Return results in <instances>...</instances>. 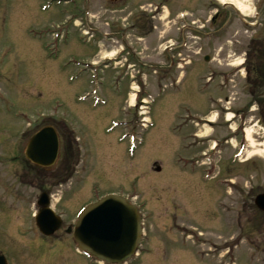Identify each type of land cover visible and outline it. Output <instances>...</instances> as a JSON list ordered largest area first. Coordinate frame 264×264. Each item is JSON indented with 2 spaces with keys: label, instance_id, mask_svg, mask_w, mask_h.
<instances>
[{
  "label": "rangeland",
  "instance_id": "1",
  "mask_svg": "<svg viewBox=\"0 0 264 264\" xmlns=\"http://www.w3.org/2000/svg\"><path fill=\"white\" fill-rule=\"evenodd\" d=\"M69 1L44 11L41 0H0V254L11 264H87L66 228H74L83 205L123 193L140 205L144 224L137 256L126 264H264V212L254 204L264 193V84L224 86L220 75L226 63L245 59L235 40L245 46L251 36L264 37V0H238L254 25L232 17L231 31L198 54L196 38L188 48L163 51L166 29L154 38L148 30H120L132 20L120 2L81 0L73 17ZM201 12L203 17L191 14L201 19L195 29L207 19ZM53 25L63 29L57 38ZM177 27L176 21L172 34ZM92 89L100 101L92 99ZM134 90L140 99L154 98L144 112L130 107ZM142 118L154 126L129 151L131 134L123 140L122 132L142 134ZM114 122L123 127L110 129ZM47 125L61 136V155L52 167L38 169L23 151L36 129ZM247 131L253 144L248 141L232 162ZM208 167L213 177L204 181ZM42 192L62 221L49 237L34 221Z\"/></svg>",
  "mask_w": 264,
  "mask_h": 264
},
{
  "label": "flooded vegetation",
  "instance_id": "2",
  "mask_svg": "<svg viewBox=\"0 0 264 264\" xmlns=\"http://www.w3.org/2000/svg\"><path fill=\"white\" fill-rule=\"evenodd\" d=\"M80 1L81 0L69 1L70 4H74L73 17H77V12L79 10L78 8L81 6ZM107 2H120L123 4L121 8V10H123V16H126L127 14L126 17H131L132 20L129 26H123V28L120 29L124 32L131 29L130 31H135V34H140L142 31L148 30L145 34L154 38L161 28L166 29V32L171 33V29L175 27V23L177 21V34L174 35L171 33V35L168 33L165 36V40L160 41V44L161 42H166L167 45H164V48H167L173 52L175 49L185 46V43L188 48V43L191 44L190 40L193 42L194 38L198 39L199 45V47L197 46L198 50L195 52L196 54H198L199 50L201 51V48H213L212 44H214L216 40H220V36L223 34L222 32L229 33L231 31L230 29L233 28V22L231 20L232 17L239 18L243 25L251 27L254 25L253 22H248L247 18L245 17L246 15H239L238 12L231 6L230 2H225L222 4H220L217 0H149L143 3H140L139 0H107ZM148 2L150 5L154 6H150L151 10H147L144 7ZM176 7L179 10L172 12V10H174ZM201 9L207 11V19L205 17L201 25H197L195 29V23L201 22V19L199 20V18H197L196 21L190 17L192 16L191 14H194L193 17L195 16L196 10L199 12V16L203 17ZM181 11L185 12V17L182 20H179L176 15ZM227 11H231L233 13L228 14ZM144 19L148 21L144 22ZM176 35L179 36L174 37ZM236 43L238 44L237 40H235V45ZM235 45V49H241L244 51L242 54L245 53V59L242 65L245 71V76H240L241 67L240 69L239 67L233 68L230 65L231 63L225 64L227 66V70L221 71L220 75L227 74L229 76L228 78H231L233 82L237 81L238 83L244 84H264V37L254 38L251 36L246 42L245 46H242L240 41L238 46ZM217 49L218 51L222 50L220 46H218ZM233 54L236 55L234 52ZM203 58L205 62L209 61L208 55L203 56ZM231 75H233V77H231ZM214 78V75L209 77L212 82ZM225 79L226 76L222 77L221 83H224ZM259 107L262 108L261 114L264 116V100L259 101ZM228 109H230V107H228ZM251 110L252 109H250V111ZM242 113L245 114L243 117L245 119L247 108L245 112ZM26 162L28 161L26 160ZM6 263L11 264L7 258Z\"/></svg>",
  "mask_w": 264,
  "mask_h": 264
},
{
  "label": "water",
  "instance_id": "3",
  "mask_svg": "<svg viewBox=\"0 0 264 264\" xmlns=\"http://www.w3.org/2000/svg\"><path fill=\"white\" fill-rule=\"evenodd\" d=\"M57 153L58 137L51 126L35 133L25 150V156L31 162L43 167L51 166ZM47 203L46 195L42 194L36 225L41 233L49 235L59 227L60 221L47 208ZM254 203L264 211V193L257 195ZM140 221L134 206L124 198L110 194L88 205L81 212L73 237L81 250L97 260L118 264L134 254L141 239ZM0 264L4 263L0 260Z\"/></svg>",
  "mask_w": 264,
  "mask_h": 264
},
{
  "label": "bare ground",
  "instance_id": "4",
  "mask_svg": "<svg viewBox=\"0 0 264 264\" xmlns=\"http://www.w3.org/2000/svg\"><path fill=\"white\" fill-rule=\"evenodd\" d=\"M220 2H224L225 0H219ZM237 1V6H238V9L241 11L242 10V7L240 5V2L238 0ZM134 98V95H132V99ZM231 118V115L230 114H227V120H229ZM250 131L248 132L247 131V135H248V140L250 141V145H251V141H252V138L250 137ZM253 144V143H252Z\"/></svg>",
  "mask_w": 264,
  "mask_h": 264
}]
</instances>
